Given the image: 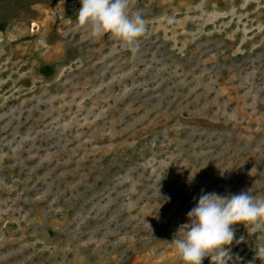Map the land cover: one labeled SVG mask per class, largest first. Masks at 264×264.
<instances>
[{
	"label": "rangeland",
	"instance_id": "374dc122",
	"mask_svg": "<svg viewBox=\"0 0 264 264\" xmlns=\"http://www.w3.org/2000/svg\"><path fill=\"white\" fill-rule=\"evenodd\" d=\"M80 7L0 0V264H183L202 193L264 198V0H130L135 56ZM233 228L228 264H264Z\"/></svg>",
	"mask_w": 264,
	"mask_h": 264
},
{
	"label": "clouds",
	"instance_id": "9594fccd",
	"mask_svg": "<svg viewBox=\"0 0 264 264\" xmlns=\"http://www.w3.org/2000/svg\"><path fill=\"white\" fill-rule=\"evenodd\" d=\"M80 9L72 30L84 31L90 39L109 38L135 56L146 21L139 10L131 12L130 0H80ZM164 199H167L165 197ZM188 223L181 224L170 244L183 264H228L229 247L234 240L233 225L242 224L252 233H264V198L251 190L221 196L202 193L198 204L188 212ZM264 254V249H261Z\"/></svg>",
	"mask_w": 264,
	"mask_h": 264
}]
</instances>
